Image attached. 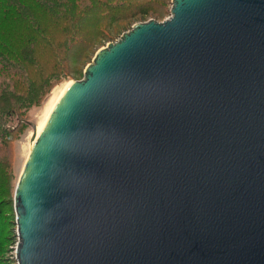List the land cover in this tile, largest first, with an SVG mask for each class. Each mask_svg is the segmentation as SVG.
Here are the masks:
<instances>
[{
  "label": "water",
  "instance_id": "1",
  "mask_svg": "<svg viewBox=\"0 0 264 264\" xmlns=\"http://www.w3.org/2000/svg\"><path fill=\"white\" fill-rule=\"evenodd\" d=\"M172 3L99 49L34 139L18 264H264V0Z\"/></svg>",
  "mask_w": 264,
  "mask_h": 264
},
{
  "label": "trees",
  "instance_id": "2",
  "mask_svg": "<svg viewBox=\"0 0 264 264\" xmlns=\"http://www.w3.org/2000/svg\"><path fill=\"white\" fill-rule=\"evenodd\" d=\"M153 1L156 0H0V75L19 81L14 86L16 93L6 91V94L21 101L30 94L26 75L40 85L45 72L68 55L71 44L82 42L86 51L96 39H104V35H99L102 22H121L148 13L158 16L159 10L151 7ZM158 6L163 10L162 1ZM6 21L12 23L10 28L4 27ZM33 69H36L35 75ZM5 96L4 90L1 91L0 119L5 109L14 111V108L8 109L11 99L7 103ZM17 121L30 124L21 117ZM9 225V221L0 223V247L11 240L9 233L13 228ZM5 229L9 230V236L5 235Z\"/></svg>",
  "mask_w": 264,
  "mask_h": 264
},
{
  "label": "rangeland",
  "instance_id": "3",
  "mask_svg": "<svg viewBox=\"0 0 264 264\" xmlns=\"http://www.w3.org/2000/svg\"><path fill=\"white\" fill-rule=\"evenodd\" d=\"M162 1L163 10H160L158 4ZM173 0H156L151 3L152 9H158L159 15L141 14L129 20L121 22H102L99 26V35H104V39L98 38L93 42V46L84 51L82 42L71 44V49L65 57L60 59L50 70L44 74L45 81H41L40 85L27 77L26 86L30 88L29 95L22 98L21 101H15L12 96L6 94V91L13 93L14 86L19 85V81L13 80V77L8 75H0V92L4 90L6 102L11 99L8 104L9 108H14L16 114H11L7 109L2 113L3 117L0 119V223L9 221L13 228L11 233V240L1 244L0 247V264H18L16 259V247L18 243L17 225H16V211L14 207V195L16 184L19 176L23 170L25 162L30 152V143L33 135V127L31 124L20 123L17 118L21 117L29 122L36 124L42 119L45 106L51 99V95L57 94L64 87L65 83L70 81L82 80L85 76L86 68L93 63L95 55L99 49L115 43L120 40L122 36L132 30L137 23H144L147 21L163 22L171 16V9ZM154 11V10H152ZM12 23L6 21L4 27L10 28ZM65 46L67 43H64ZM54 66V67H53ZM33 74H36V69H33ZM54 93V94H53ZM14 126L16 129L11 130ZM3 133V134H2ZM3 202V204H2ZM5 235H8L9 230H4ZM8 235V236H9ZM3 238V237H2Z\"/></svg>",
  "mask_w": 264,
  "mask_h": 264
},
{
  "label": "bare ground",
  "instance_id": "4",
  "mask_svg": "<svg viewBox=\"0 0 264 264\" xmlns=\"http://www.w3.org/2000/svg\"><path fill=\"white\" fill-rule=\"evenodd\" d=\"M70 82L65 83L64 87L60 90L59 93L51 95V99L49 100L48 104L45 106L44 109V113H43V117L42 119L37 123V133L33 136V141L31 140L30 143V148L33 145L34 139L36 138V136L41 132V130L44 128L53 108L55 107V105L57 104V102L59 101V99L61 98V96L63 95V93L66 91V89L68 88ZM31 150V149H30ZM29 156V155H28Z\"/></svg>",
  "mask_w": 264,
  "mask_h": 264
}]
</instances>
